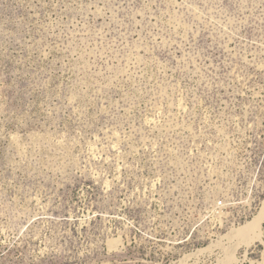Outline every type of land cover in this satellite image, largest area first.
<instances>
[{"label":"rangeland","instance_id":"1","mask_svg":"<svg viewBox=\"0 0 264 264\" xmlns=\"http://www.w3.org/2000/svg\"><path fill=\"white\" fill-rule=\"evenodd\" d=\"M263 204L264 0H0V264H264Z\"/></svg>","mask_w":264,"mask_h":264},{"label":"bare ground","instance_id":"2","mask_svg":"<svg viewBox=\"0 0 264 264\" xmlns=\"http://www.w3.org/2000/svg\"><path fill=\"white\" fill-rule=\"evenodd\" d=\"M263 203V202H262ZM264 223V204L262 210L249 222L246 224L238 227V229L233 231L234 237L244 239L247 244H251L255 239H258L260 237V232L262 225ZM233 230V229H232ZM232 233V232H231ZM233 237V238H234ZM227 238V237H226ZM228 239V238H227ZM232 239V238H231ZM239 239V240H240ZM234 240V239H232ZM222 241V240H221ZM231 241V240H230ZM238 241V240H237ZM239 242V241H238ZM233 243V242H232ZM240 245V244H239ZM232 247V246H231ZM239 247V246H238ZM248 249V248H247ZM203 252V251H202ZM201 252V253H202ZM200 253V254H201ZM232 255L228 256V260H233ZM236 257V256H235ZM234 257V258H235Z\"/></svg>","mask_w":264,"mask_h":264}]
</instances>
